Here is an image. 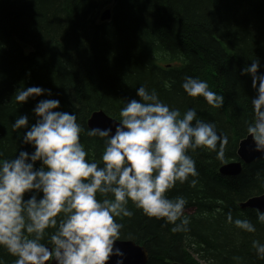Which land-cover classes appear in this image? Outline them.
I'll list each match as a JSON object with an SVG mask.
<instances>
[{
  "label": "trees",
  "instance_id": "trees-1",
  "mask_svg": "<svg viewBox=\"0 0 264 264\" xmlns=\"http://www.w3.org/2000/svg\"><path fill=\"white\" fill-rule=\"evenodd\" d=\"M106 10L111 19L102 22ZM254 59L258 74H264V0H0V161L35 151L21 139L25 130L14 131L12 125L27 115L31 127L37 104L55 99L60 101L56 111L76 114L87 158L103 166L105 141L87 135L88 119L102 111L119 122L127 102L140 99L139 87L155 90L181 116L194 109L196 119L214 123L228 143L223 160L203 148L189 151L199 173L197 185L177 182L166 194L186 199L190 232H173V225L146 216L129 201L133 215L115 218L123 225L119 240L146 247L147 264H197L195 256L207 264H264L252 247L254 240L264 244V224L256 209L240 207L264 195V161L244 166L236 177L219 172L238 161L239 143L253 120L257 90L251 74L242 72ZM186 76L206 81L224 97L223 107L189 96L182 87ZM24 87L51 95L21 105L14 95ZM34 194L26 193L25 200ZM229 212L233 220H249L256 232L229 224ZM0 258L5 264L16 259L3 247Z\"/></svg>",
  "mask_w": 264,
  "mask_h": 264
},
{
  "label": "clouds",
  "instance_id": "clouds-1",
  "mask_svg": "<svg viewBox=\"0 0 264 264\" xmlns=\"http://www.w3.org/2000/svg\"><path fill=\"white\" fill-rule=\"evenodd\" d=\"M259 67L254 59L242 74H251L257 90L247 134L255 150L264 153V74H258ZM182 87L213 108L223 107L224 97L211 91L206 81L186 76ZM45 94L50 96L51 91L24 87L17 89L14 99L23 105ZM137 96L139 100L132 99L121 109L114 133L112 128L87 132L104 138L103 166L87 158L77 116L56 111L59 100H41L33 110L37 120L31 127L27 115L18 116L13 130L24 129L21 139L35 151H20L15 159L0 161V247L16 257L14 264H108L113 256L119 258L116 264H125V253L116 247L123 225L115 218L133 215L129 201L146 216L173 225V232H190L186 199H169L166 194L177 182L197 185L199 173L189 151L203 148L223 160L228 138L218 134L214 123L196 119L194 109L183 116L170 109L155 90L141 86ZM36 162H41L39 169ZM26 193L35 194L25 200ZM39 193L43 196L38 199ZM257 218L264 224V211L257 209ZM227 222L256 232L253 223L233 220L231 212ZM46 238L47 244L42 242ZM252 247L264 260V244L254 240ZM0 264H5L3 258Z\"/></svg>",
  "mask_w": 264,
  "mask_h": 264
},
{
  "label": "water",
  "instance_id": "water-1",
  "mask_svg": "<svg viewBox=\"0 0 264 264\" xmlns=\"http://www.w3.org/2000/svg\"><path fill=\"white\" fill-rule=\"evenodd\" d=\"M111 19V10H106L100 17L102 22ZM118 121L107 116L104 112L98 111L88 119V128H112L115 132V123ZM256 146L250 136H247L239 143L237 155L238 161L223 165L219 172L224 177H236L243 172V167L255 162L264 161V153L257 152ZM242 209H260L264 211V195L255 196L240 204ZM49 246V245H48ZM51 247V246H49ZM116 247L125 253V264H147L149 252L146 247L136 244L133 241L118 240ZM118 257H111L108 264H116ZM51 264V262H49ZM180 264V263H174Z\"/></svg>",
  "mask_w": 264,
  "mask_h": 264
},
{
  "label": "rangeland",
  "instance_id": "rangeland-1",
  "mask_svg": "<svg viewBox=\"0 0 264 264\" xmlns=\"http://www.w3.org/2000/svg\"><path fill=\"white\" fill-rule=\"evenodd\" d=\"M194 258H195V261L197 262V264H207L204 261H201V260L197 259L196 256Z\"/></svg>",
  "mask_w": 264,
  "mask_h": 264
}]
</instances>
